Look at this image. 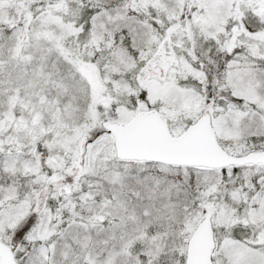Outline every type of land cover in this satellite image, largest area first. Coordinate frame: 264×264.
Returning a JSON list of instances; mask_svg holds the SVG:
<instances>
[{"label": "snow or ice", "instance_id": "snow-or-ice-1", "mask_svg": "<svg viewBox=\"0 0 264 264\" xmlns=\"http://www.w3.org/2000/svg\"><path fill=\"white\" fill-rule=\"evenodd\" d=\"M0 264H264V0H0Z\"/></svg>", "mask_w": 264, "mask_h": 264}]
</instances>
